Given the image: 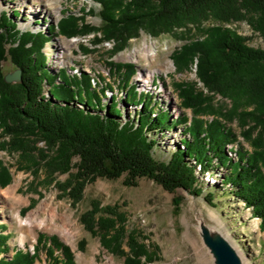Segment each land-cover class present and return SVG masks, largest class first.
Wrapping results in <instances>:
<instances>
[{
	"label": "trees",
	"instance_id": "trees-1",
	"mask_svg": "<svg viewBox=\"0 0 264 264\" xmlns=\"http://www.w3.org/2000/svg\"><path fill=\"white\" fill-rule=\"evenodd\" d=\"M95 1L100 5V26L86 22L85 16L95 12L92 7H81L79 15L62 16L47 31L20 29L18 10L0 13V128L9 136L0 147L18 153L35 169L46 170L51 182L67 174L55 184L72 204L82 200L87 184L97 178L123 176L129 186L148 178L170 192L184 189L199 196L203 193L200 176L220 166L227 169L222 182L233 186L231 192L261 220L264 232V49L251 46L246 36L224 24L202 26L210 20L246 21L264 38V0ZM141 30L154 37L170 34L185 40L172 55L176 70L196 64L198 79L208 91L229 98L231 107H215L212 96L199 90L195 81H177L181 107L191 109L193 116L174 117L170 108L133 84L137 73L133 63L110 62L118 75L121 91L117 93L85 71L53 72L48 66L44 48L52 33L72 37L100 32L98 40H113V51L118 52ZM8 58L22 72L20 83L4 81L2 61ZM121 101L140 108L127 116ZM234 121L239 122V134L232 127ZM179 126L183 137L167 160L157 159L158 132ZM241 138L250 149L239 147ZM10 180L9 170L0 164V183ZM204 198L215 206L213 190ZM182 201L180 195L173 197L175 211ZM91 205L81 220L100 236L105 248L119 253L126 264H148L156 258L139 233L126 230V217L117 206L100 207L96 200ZM6 228L0 224L2 254L8 252L7 235L1 231ZM49 240L63 255L56 256L49 246V264H76L69 246L55 237ZM8 257L0 255V264H36L38 258L23 250Z\"/></svg>",
	"mask_w": 264,
	"mask_h": 264
},
{
	"label": "rangeland",
	"instance_id": "rangeland-1",
	"mask_svg": "<svg viewBox=\"0 0 264 264\" xmlns=\"http://www.w3.org/2000/svg\"><path fill=\"white\" fill-rule=\"evenodd\" d=\"M94 8L95 12L85 16L86 22L100 26V5L95 0H0V13L13 10L20 12L16 18L22 30H48L49 24L55 25L68 13L81 14L80 8ZM224 24L229 29L247 37L253 47L264 49V38L246 21L218 23L207 21L202 26ZM196 28V27H195ZM194 27L191 31H195ZM52 39L46 44L48 66L53 72L66 68L70 73L87 72L96 81L107 83L117 93V71L110 62L133 63L137 69L133 84L138 90L149 92L165 108H170L174 117L193 116L191 109L181 107V99L174 83L177 81H195L199 90L211 95L215 107L228 110L232 103L229 98L213 94L197 77L196 64L188 70L178 71L172 59L173 53L180 49L185 40L175 35L162 34L154 37L141 30L139 36L131 38L121 51L114 52L113 40H101L100 32L67 37L52 33ZM196 35V34H195ZM4 75L15 70L11 60L2 61ZM119 74V73H118ZM148 81L145 83L144 79ZM112 94V92H108ZM120 94L117 99L120 101ZM107 101V100H104ZM120 106L125 115L135 112L140 106L127 105L121 101ZM204 118H211L204 116ZM176 122L173 123L175 125ZM232 127L240 133L238 121ZM0 128V144L9 136L3 135ZM159 146L155 157L167 160L183 137L181 126L171 131L158 132ZM240 146L250 149L247 141L240 139ZM39 146L44 144L40 142ZM231 145L228 146L230 149ZM0 164L6 167L11 180L8 184L0 183V224L7 228L1 230L7 235V253L1 256L11 258L18 250L36 253V264H49L48 247L54 254L63 257L60 249L51 246L50 237L71 248L76 264L79 256L93 257L97 264H126L125 258L112 252L101 243L100 236L90 231L81 220L82 214L92 208V201L99 202L100 207L117 206L126 217L125 228L139 233L156 258L148 264H216L212 253L205 245L200 224L217 229L237 249L244 264H264V232L260 230V219L252 216L250 208L231 191L233 186L222 182L227 173L226 168L216 166L202 174L203 193L199 196L184 189L174 193L163 188L155 181L143 178L137 186L124 184V176L119 179L97 178L87 184L83 198L72 204L63 194L55 181H64L67 174L58 175L57 179L47 177L46 170L35 169L18 153H12L0 147ZM13 190L14 193H11ZM213 190L215 206L209 204L204 195ZM180 195L183 201L180 209L175 211L173 197ZM26 223L27 225L21 224ZM31 227L32 231L28 228ZM66 228L72 238L65 240L61 230ZM36 234V240L33 238ZM42 236L40 242L39 238ZM127 249V247H126Z\"/></svg>",
	"mask_w": 264,
	"mask_h": 264
},
{
	"label": "water",
	"instance_id": "water-1",
	"mask_svg": "<svg viewBox=\"0 0 264 264\" xmlns=\"http://www.w3.org/2000/svg\"><path fill=\"white\" fill-rule=\"evenodd\" d=\"M4 81L7 83H20L22 81V72L15 69L4 75ZM200 231L205 245L214 256L216 264H244L238 251L232 244L220 235H212L209 228L201 222Z\"/></svg>",
	"mask_w": 264,
	"mask_h": 264
},
{
	"label": "bare ground",
	"instance_id": "bare-ground-1",
	"mask_svg": "<svg viewBox=\"0 0 264 264\" xmlns=\"http://www.w3.org/2000/svg\"><path fill=\"white\" fill-rule=\"evenodd\" d=\"M141 80H144L145 81V83L148 81L146 78H144V79H141ZM11 193H14L13 192V190H11ZM202 223H204V222H202ZM23 224H25V225H27L26 223H23L22 222V224H21V226H23ZM205 224V223H204ZM206 225V224H205ZM207 226V225H206ZM208 228H209V231H210V233L213 235H220L221 237H223L224 239H226L225 237H224V235L221 233V232H219L217 229H213V228H211V227H209V226H207ZM30 231H32V228L31 227H29L28 228ZM61 234H62V236H63V238L65 239V240H68L69 239V237H70V239L72 238V236H70V232H69V230H67L66 228H63L62 230H61ZM36 237H37V235L36 234H33V238H34V240H36ZM227 240V239H226ZM232 246H233V244H232ZM234 248H235V246H233ZM236 249V248H235ZM237 250V249H236ZM211 252V251H210ZM212 253V252H211ZM213 255V254H212ZM214 257V256H213ZM79 262H80V264H97V262L94 260V258L93 257H90V258H87V257H82V256H79Z\"/></svg>",
	"mask_w": 264,
	"mask_h": 264
}]
</instances>
